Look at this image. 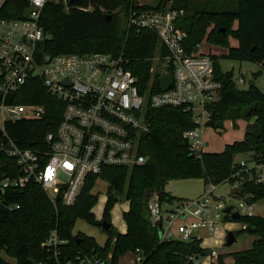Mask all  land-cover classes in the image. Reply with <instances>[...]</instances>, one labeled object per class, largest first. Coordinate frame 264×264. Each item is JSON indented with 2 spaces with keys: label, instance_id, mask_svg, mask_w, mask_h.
Masks as SVG:
<instances>
[{
  "label": "trees",
  "instance_id": "trees-1",
  "mask_svg": "<svg viewBox=\"0 0 264 264\" xmlns=\"http://www.w3.org/2000/svg\"><path fill=\"white\" fill-rule=\"evenodd\" d=\"M215 2L220 3V0ZM132 3V0H67L66 5L62 0L48 1L41 15L47 38L39 45L40 57L124 52L130 60L128 68L137 76L141 91L146 92L152 80L151 58L158 52L164 53V47L158 35L150 30L127 32L125 21ZM185 3L182 5L177 0L168 8L166 1L160 0L157 6L144 5L140 9H185V16L178 26L188 34L185 44L189 52H196L206 39L211 45L226 48L229 58L252 61L264 69V0H235L233 7L222 3L221 7L200 10ZM89 6L94 8L92 12L81 10ZM120 7L125 12L121 32L119 16L112 13ZM28 10L26 0H6L0 9V18H24ZM105 11L110 12V19ZM230 38H234L238 46L232 47ZM214 60L215 75L222 83L219 100L208 108L214 129L225 130L224 123L228 120L235 125L239 120L246 121V132L241 141L226 145L221 152H206L197 158L183 137L184 132L196 126L194 115L172 107L151 110L148 113L151 132L141 142V153L147 158L145 164L134 168H105L100 175L89 176L74 206L54 205L36 184L6 193V202L20 208L9 210L0 204V264H11L4 255L14 259L16 264H38L46 260L48 254L42 243L54 229L70 241L73 251L110 253L116 263L137 248L145 256L143 264H196L190 257L212 255V249L203 248L199 240L161 243L158 230L149 220V198L145 194L150 190L158 193L162 201L184 200L167 192V184L177 179L199 178L205 186L238 181L239 187L233 192L235 198L251 197L254 204L264 200V181L256 180V171L251 179L236 161L239 155H248L250 161L264 164V93L256 84L247 89L239 88L234 74L222 72L215 57ZM30 86L34 94L31 101L45 106V118L10 124L8 130L21 147L33 145L47 150L46 134L56 130L64 105L46 92L40 80L32 81ZM17 102L26 101L19 99ZM252 156L255 159H251ZM99 178L108 182L104 219L111 221V211L121 196L129 202L128 211L123 212L126 233L115 238L103 229L108 234L104 246L90 236L73 233L80 219L97 225L93 209L98 196L93 189ZM230 218L227 216L225 221ZM238 222L244 226L240 232L256 238L249 250L233 254L234 264H264V217L241 216ZM218 258V264H225L223 256Z\"/></svg>",
  "mask_w": 264,
  "mask_h": 264
},
{
  "label": "built area",
  "instance_id": "built-area-1",
  "mask_svg": "<svg viewBox=\"0 0 264 264\" xmlns=\"http://www.w3.org/2000/svg\"><path fill=\"white\" fill-rule=\"evenodd\" d=\"M26 1L29 10L24 18H0V204L9 210L19 209V205L6 202V193L36 184L54 205L72 207L89 176L100 175L105 168L144 165L147 158L141 153V142L151 132L148 113L153 109L172 107L192 113L196 126L183 137L197 158L210 152L204 137L207 128L214 129L207 126L212 119L208 108L219 100L222 83L215 75L212 54L201 52V45L196 52L186 48L188 34L178 26L185 9H140L145 4L132 0L125 21L127 32L150 30L164 47V53L151 58L152 80L143 93L124 52L40 57L39 45L47 38L41 24L42 11L48 1L61 0ZM63 1L67 5V0ZM5 2L0 0V9ZM168 75L172 76L171 84L163 90L161 81ZM37 80L64 105L56 130L46 134L47 150L33 145L21 147L8 130L10 124L45 118V106L31 101L34 94L30 83ZM245 83L242 77L236 81L238 87ZM19 99L26 102H17ZM239 164L251 179L257 169L256 180L264 181L263 165L252 168L247 161ZM225 183L231 184L232 190L239 187L238 181ZM219 186L208 183L195 200L162 201L154 192L147 206L160 242L199 240L203 247L202 233L214 240L221 222L230 216L226 209L233 214L225 196L217 193ZM237 201L240 217L257 215L254 203H246L245 198ZM42 247L48 256L38 264H120L111 254L73 251L70 241L57 229L51 231ZM212 251L211 264L217 257ZM132 254L133 264H143L145 256L139 248ZM190 259L197 263L200 257Z\"/></svg>",
  "mask_w": 264,
  "mask_h": 264
},
{
  "label": "rangeland",
  "instance_id": "rangeland-1",
  "mask_svg": "<svg viewBox=\"0 0 264 264\" xmlns=\"http://www.w3.org/2000/svg\"><path fill=\"white\" fill-rule=\"evenodd\" d=\"M63 1V0H62ZM139 3L145 5L157 6L160 3V0H137ZM167 7H171L177 0H165ZM182 5L186 4L185 1L192 7L196 9H204L210 8L212 6L221 7V4L228 5V7H233L235 0H220V3H216L215 0H179ZM64 2V1H63ZM88 11L92 12L94 8L89 6L87 8ZM113 14L119 16V26L120 32L123 28L124 23V8L120 7L119 9L112 12ZM106 15H110L109 11H105ZM232 47H236L238 45L237 41L234 38L229 39ZM201 52L212 54L215 59L218 61L220 69L224 73L232 72L234 74L235 81H238L241 77L246 81L245 84H239L241 89H247L249 87V83L254 81L256 86L264 93V69L257 63L247 60H238L231 59L228 57V50L221 46L211 45L207 42L206 39L201 43ZM254 122V119L252 120ZM246 123L241 122L235 125L231 123L229 120L225 121L224 126L225 130L218 131L215 129L207 128L204 132V137L208 143V150H221L224 146V143L230 141V137L241 139V134H245L246 132ZM248 124V123H247ZM238 136V137H237ZM254 157V156H252ZM239 163L241 161H248L249 167H255V165H263L260 164L259 161H250V157L248 155H239L236 159ZM264 171V167L262 168ZM253 171H257L254 168ZM258 172V171H257ZM108 188V182L103 179H99L93 189V193L98 196V202L93 209V213L96 216L97 221L103 219L104 206L106 202V191ZM238 189V188H236ZM232 190V185L229 183H224L219 186L218 194L225 196L227 200V204L229 207L233 208L232 213H237L239 210V203L233 192L236 190ZM166 191L177 197L178 199L185 200H195L200 197L201 194L205 191V185L202 179L199 178H185V179H177L170 181L166 186ZM129 202L125 199L124 196L120 197V202L114 207L111 211V223L116 231L120 234H125L127 231V225L123 219V212L128 211ZM255 212L258 216L264 217V200L257 201L254 204ZM230 221L221 222L220 229L224 234V238L216 243L218 239V235L215 236L214 242H212L211 237L207 236L205 233L203 240V247H207L205 243H209L212 245V249L216 252L217 257L213 259V264H218V256L224 257L225 264H234L233 254L236 252L246 251L252 247V244L256 237L245 233L240 232L242 229V224L238 221H234L232 218L228 219ZM233 231L237 236V241L232 246H227V236L228 232ZM73 233L75 235L84 234L90 236L96 240V242L100 246H104L107 239L108 234L104 232V230L100 227L90 225L84 220H78ZM209 248V247H208ZM105 255H110L107 253ZM4 257L11 263L16 264V261L12 258H8L4 255ZM134 259V255L132 252L127 253L120 259V264H131V261ZM211 258L200 257L199 261L196 264H210Z\"/></svg>",
  "mask_w": 264,
  "mask_h": 264
},
{
  "label": "water",
  "instance_id": "water-1",
  "mask_svg": "<svg viewBox=\"0 0 264 264\" xmlns=\"http://www.w3.org/2000/svg\"><path fill=\"white\" fill-rule=\"evenodd\" d=\"M71 2H75V1H78V0H70ZM106 17L108 19L111 18L110 15H106ZM171 80H172V76L171 75H168L166 76L162 81V89L163 90H167L171 84ZM255 85V82L254 81H251L249 83V86H253ZM207 126L208 127H211V128H214L215 124H214V121L211 119L207 122ZM251 159H255V157H252ZM153 194L152 191L148 190L146 191V194L145 196L147 198L151 197ZM245 202L250 204L252 203V200H251V197H246L245 198ZM231 213V210L228 208L226 209V214L227 215H230L231 218L234 220V221H239L240 219V214L239 213H233V214H230ZM99 225L102 227V229L106 230V231H110V233L115 237L117 238L118 235L120 234L118 231H116L115 229L111 228L113 225L111 223V221L107 220V219H104L103 221H99ZM195 237V235L193 236ZM237 241V236L236 234L233 232V231H229L228 232V236H227V246H232L235 242ZM36 264V263H34Z\"/></svg>",
  "mask_w": 264,
  "mask_h": 264
},
{
  "label": "crops",
  "instance_id": "crops-1",
  "mask_svg": "<svg viewBox=\"0 0 264 264\" xmlns=\"http://www.w3.org/2000/svg\"><path fill=\"white\" fill-rule=\"evenodd\" d=\"M238 43V42H237ZM238 46V45H237ZM231 123H233L232 121H230ZM241 122H244V123H246L245 125L247 126V122L246 121H243V120H239L238 121V123H241ZM245 135V134H244ZM238 137V136H237ZM240 137H242L241 139H236V138H232V137H230V141L228 142H226V143H224V146H223V148L221 149V150H217V151H215V150H209L210 152H221V151H223V149L225 148V146L226 145H228V144H233L234 142H236V141H241L243 138H244V136H243V134H241V136ZM202 195V194H201ZM200 195V196H201ZM224 238V234L222 233V231H221V229L219 230V233H218V239H217V241H216V243H218L220 240H222ZM212 242H214V240H212ZM206 245H207V247H204V248H210V249H212V245L211 244H209V243H205ZM213 250V249H212ZM131 264H133V260L131 261ZM210 264H211V262H210Z\"/></svg>",
  "mask_w": 264,
  "mask_h": 264
},
{
  "label": "flooded vegetation",
  "instance_id": "flooded-vegetation-1",
  "mask_svg": "<svg viewBox=\"0 0 264 264\" xmlns=\"http://www.w3.org/2000/svg\"><path fill=\"white\" fill-rule=\"evenodd\" d=\"M104 220V218L102 219V220H100V221H103ZM97 227H100V228H102L100 225H99V221L97 222V225H96ZM111 228H113L114 229V227L112 226Z\"/></svg>",
  "mask_w": 264,
  "mask_h": 264
}]
</instances>
